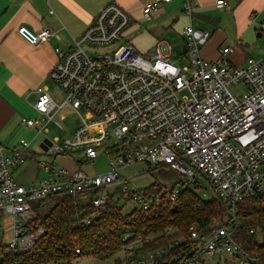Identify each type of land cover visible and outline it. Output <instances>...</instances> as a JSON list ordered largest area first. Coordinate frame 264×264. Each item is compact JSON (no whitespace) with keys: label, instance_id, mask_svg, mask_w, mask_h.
<instances>
[{"label":"built area","instance_id":"1","mask_svg":"<svg viewBox=\"0 0 264 264\" xmlns=\"http://www.w3.org/2000/svg\"><path fill=\"white\" fill-rule=\"evenodd\" d=\"M168 1L146 2L144 17L151 18ZM217 4L224 6L226 0ZM193 10L192 2L186 0L184 12L192 15ZM133 20L121 4L109 1L68 48H55L57 60L49 76L66 96L57 102L39 87L34 107L40 116H24L22 122L40 131L49 122L64 127L56 115L69 107L80 116L72 138L50 139L47 149L40 147L33 154L28 153L31 143L26 138L14 145L0 142V223L5 214H12L14 223L11 241H2L6 251L35 247L46 228L32 222L51 197L97 190L93 197L97 207L127 194L137 201L134 208L151 210L166 200L177 204L186 188L202 186L200 177H205L228 205L227 217L215 219L207 229L192 227L193 244L181 245L183 238H173L147 249L159 234L125 231L121 249L110 258L112 264H256L257 258L236 233L242 226L239 204L264 198V56H250L236 64L228 58L235 47L225 45L217 59L204 58L200 48L211 33L189 24L184 28L189 63L182 67L171 60L172 46L167 41L141 53L127 35ZM18 32L33 45L48 42L55 34L50 28L34 30L25 24ZM99 46L111 48L101 53L96 51ZM233 85L243 87L234 92ZM110 133L114 140L108 143ZM77 149L87 160L103 150L110 169L70 172L61 164L37 158ZM28 161L48 174L37 184L25 185L13 177ZM137 161L151 168L169 165L185 177L176 182V190V183L159 192L138 190L119 175V169ZM166 232L172 234L174 228ZM76 254L70 264H84L83 259L92 257L82 255L81 248H76Z\"/></svg>","mask_w":264,"mask_h":264},{"label":"crops","instance_id":"2","mask_svg":"<svg viewBox=\"0 0 264 264\" xmlns=\"http://www.w3.org/2000/svg\"><path fill=\"white\" fill-rule=\"evenodd\" d=\"M109 1H117L132 14L134 20L128 37L133 43L137 38L141 40L142 51L152 49L160 41H167L171 46L174 42L175 46L183 47L181 56L187 58L184 28L192 24L211 33L200 48L204 58L217 59L225 45L235 47L228 58L236 64L248 56H264V48L258 45V38L264 35V0H226L224 6H218V0H190L194 7L192 15L184 12L186 0H170L155 10L151 18L144 17L143 6L152 0H0V142L14 145L20 138H26L31 143L28 153L39 152L52 122L40 131L25 125L22 118L40 116L34 107L39 87H44L57 101L49 83L55 82L49 76L57 60L55 48L59 45L68 48L73 37L80 34ZM148 20L152 25L144 33L146 31L139 30L138 25ZM22 24L34 30L50 28L55 34L48 42L33 45L18 32ZM170 38L173 40L169 41ZM62 110V113L72 111L69 107ZM22 167L24 172L33 171L35 183L48 175L32 161L16 170Z\"/></svg>","mask_w":264,"mask_h":264},{"label":"trees","instance_id":"3","mask_svg":"<svg viewBox=\"0 0 264 264\" xmlns=\"http://www.w3.org/2000/svg\"><path fill=\"white\" fill-rule=\"evenodd\" d=\"M199 187L186 188L177 204L166 200L151 210L136 207L127 213L119 205L120 198L111 197L104 207L95 206L97 190L51 197L45 202L47 212L39 209L32 222L36 227H45L46 233L33 249L24 252H7L0 235V264H70L77 256L76 248H81L85 257L108 260L121 249L123 232L130 230L160 235L147 244V249L167 244L173 238H183L181 245L193 244L192 227L207 229L215 219L223 220L228 215V205L221 197H204L196 191ZM147 189L159 192L161 185L156 181ZM237 216L242 226L236 238L257 258L256 264H264V242L256 237L258 229L264 231V198L241 202ZM169 227L174 228L172 234L166 232Z\"/></svg>","mask_w":264,"mask_h":264},{"label":"rangeland","instance_id":"4","mask_svg":"<svg viewBox=\"0 0 264 264\" xmlns=\"http://www.w3.org/2000/svg\"><path fill=\"white\" fill-rule=\"evenodd\" d=\"M152 21H144L141 24H139V30L143 28L147 33L149 28L151 27ZM130 30V34H131ZM134 33V31H133ZM129 32L127 33V35ZM135 38V37H134ZM131 39H133L131 37ZM259 46L260 48H264V35L259 37ZM173 38H170L169 41H172ZM132 42V41H131ZM56 43L63 44L61 41H57ZM133 43V42H132ZM135 43V44H134ZM133 44L137 47V49L144 53L146 51H142L141 47V40L138 38L135 40ZM172 44L175 43L172 42ZM64 46L65 45H59ZM172 46V54H171V60L179 64L180 66L184 67L189 63L187 58H183L182 52L183 47ZM256 46V45H255ZM111 46H99L96 48L97 52H108L110 50ZM89 49V48H87ZM51 86V92L53 93L54 97L57 101H62L65 96L66 92L61 89V87L53 82L49 81ZM243 87L242 85H233L231 86V90L234 92H237L239 88ZM35 101V98L33 99ZM64 110L59 111L56 115V119H59L63 122L64 127L58 126L56 123L52 122L49 123V131L47 133V137L51 140H63L66 137L72 138L74 135V130L76 129L77 123L80 121V116L78 113L71 111L67 113H62ZM86 112V111H84ZM108 143H111L112 140H114V137L112 136V133H110ZM37 158L47 160L51 163H58L66 167L70 172H73L75 170H83L88 173H104L107 172L110 169L109 165V158L108 155L103 151H99L98 157H96L94 160H87L84 157L82 149H77L74 151H70L67 154H60L56 157L50 156L48 154L43 155H37ZM79 159H82V161H79ZM33 162V161H32ZM28 163V162H27ZM31 163V162H30ZM36 164V163H35ZM25 167V166H24ZM22 167L18 170H15L13 172V177L17 181L29 185V184H37L35 183V179L33 178L32 174L33 171L28 170L27 172H24ZM119 175L123 178H126L128 180V183L134 188L138 190L146 189L150 187L152 184H154L156 181L159 182L161 185V189H171L172 186L179 181L182 177H185V175L179 173L177 170H174L169 165H162L158 166L156 168H151L145 161H137L135 163H132L130 165H127L125 167H122L119 169ZM202 186L197 188L196 191L203 195L204 197H211L213 195H216L212 185L210 184L209 180L205 177H200ZM178 184L174 186V190L178 188ZM113 186H110L109 189H111ZM58 197V196H57ZM57 199L54 200L56 202ZM119 205L122 207V210L124 213H127L131 211L135 206L138 205L137 201H135L133 198H129L127 194H124L123 196H120ZM45 209V210H44ZM44 212H47L48 208H43ZM13 219L12 214H5V218H3V221L0 223V235L2 238V241L4 243H9L12 239V232H13ZM256 237L259 239L260 242H264V231L261 229H258L256 231ZM216 259V258H215ZM82 262L84 264H112L113 259L109 260H99L97 258H86L83 259ZM218 261H214V264H217ZM230 263V262H229Z\"/></svg>","mask_w":264,"mask_h":264},{"label":"water","instance_id":"5","mask_svg":"<svg viewBox=\"0 0 264 264\" xmlns=\"http://www.w3.org/2000/svg\"><path fill=\"white\" fill-rule=\"evenodd\" d=\"M47 143L48 144L51 143V140L48 137L44 138V140L41 142V147L47 149V145H46Z\"/></svg>","mask_w":264,"mask_h":264}]
</instances>
